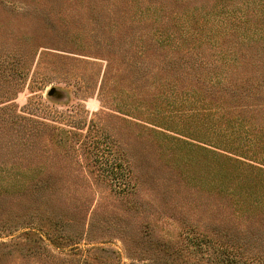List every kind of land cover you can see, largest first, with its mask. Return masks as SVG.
<instances>
[{"label": "rangeland", "instance_id": "obj_1", "mask_svg": "<svg viewBox=\"0 0 264 264\" xmlns=\"http://www.w3.org/2000/svg\"><path fill=\"white\" fill-rule=\"evenodd\" d=\"M64 5L0 2V108L12 104L0 117L24 116L1 127V136L28 137L25 152L31 154V163L18 153L0 168L13 180L63 185L69 204H91L92 233L78 245L62 242V250L45 239L29 251L25 245L23 252L5 248L11 253L1 255L0 264H221L216 249L227 228L240 237L252 235L248 246L233 251L236 258L264 264V234L241 223L233 208L220 206L203 184L208 155L141 114L140 83L125 76L131 64L122 71L110 62L106 70V57L94 44L96 31L108 36L106 28L92 24L86 13L64 16ZM66 24L74 38L61 34ZM132 59L138 61V55ZM59 131L63 147L56 144ZM125 174L135 187L122 195L114 183ZM20 233L0 232V242L15 241ZM75 245L73 255L69 250ZM165 247L175 251L174 260L163 259Z\"/></svg>", "mask_w": 264, "mask_h": 264}, {"label": "trees", "instance_id": "obj_2", "mask_svg": "<svg viewBox=\"0 0 264 264\" xmlns=\"http://www.w3.org/2000/svg\"><path fill=\"white\" fill-rule=\"evenodd\" d=\"M61 1L68 5L62 8L64 16L86 13L91 15L92 24L106 28L108 36L100 31L93 36L97 49L106 57V70L110 62L118 64L117 69L122 71L131 64L125 76L131 83H140L141 114L155 125L196 142L176 137L178 141L182 139V144L195 145L208 155L203 184L209 185L220 206L233 208L241 223L263 235L264 0ZM69 28L64 25L61 34L73 37ZM134 54L139 60L133 63ZM104 84L103 79L102 87ZM11 106H2L0 111ZM112 109L120 112L121 108ZM14 116L0 117V128L15 123V118H24ZM1 134L2 131L0 164L18 153V158L27 156L28 137L12 141ZM62 134L59 131L56 136V144L61 147L65 138L58 137ZM28 155L25 161L31 163V154ZM33 170L37 173L40 169ZM1 171L0 168V232L21 233L15 241L0 242V258L11 253L3 252L5 248L23 252L26 246L29 251L39 248L45 240L62 250V242L78 245L92 233L91 204H69L61 184L13 180ZM128 171L130 174L131 169ZM125 175L115 180L118 194H128L135 187L130 175ZM227 230L216 249L221 255L218 261L250 264V259L236 258L233 251L240 249V244L248 246L252 235L240 237ZM195 239V246L200 247L201 239ZM76 245L69 250L73 255L79 249ZM174 252L165 247L163 259L174 260Z\"/></svg>", "mask_w": 264, "mask_h": 264}, {"label": "water", "instance_id": "obj_3", "mask_svg": "<svg viewBox=\"0 0 264 264\" xmlns=\"http://www.w3.org/2000/svg\"><path fill=\"white\" fill-rule=\"evenodd\" d=\"M52 91V90H51Z\"/></svg>", "mask_w": 264, "mask_h": 264}]
</instances>
